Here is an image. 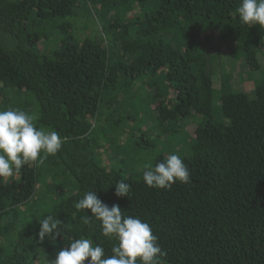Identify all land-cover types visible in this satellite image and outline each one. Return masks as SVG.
<instances>
[{
	"label": "trees",
	"instance_id": "1",
	"mask_svg": "<svg viewBox=\"0 0 264 264\" xmlns=\"http://www.w3.org/2000/svg\"><path fill=\"white\" fill-rule=\"evenodd\" d=\"M240 3L0 0V110L66 138L42 165L0 179V264H50L81 236L111 255L116 241L74 207L87 191L148 222L165 264H264V28L240 21ZM225 42L251 92L225 65L215 82ZM172 153L190 183L146 186L142 166ZM120 180L128 197L114 195ZM49 214L61 235L40 241Z\"/></svg>",
	"mask_w": 264,
	"mask_h": 264
},
{
	"label": "clouds",
	"instance_id": "2",
	"mask_svg": "<svg viewBox=\"0 0 264 264\" xmlns=\"http://www.w3.org/2000/svg\"><path fill=\"white\" fill-rule=\"evenodd\" d=\"M245 25L264 28V0H241L237 7ZM38 117L19 108L0 110V179L18 174L29 164L42 165L50 155L57 154L66 138L52 129L38 127ZM143 181L154 189H170L174 183H190L191 173L180 155L172 153L165 160L145 163ZM131 185L124 180L115 183L114 195L128 197ZM76 210H87L84 223L99 221L101 235L115 240L111 255L104 247L86 236L73 239L56 252L50 264H165L167 253L158 243V235L146 221L125 215L118 204L109 206L98 198L97 191H87L74 203ZM62 222L49 214L39 221L37 236L55 240L61 234Z\"/></svg>",
	"mask_w": 264,
	"mask_h": 264
},
{
	"label": "rangeland",
	"instance_id": "3",
	"mask_svg": "<svg viewBox=\"0 0 264 264\" xmlns=\"http://www.w3.org/2000/svg\"><path fill=\"white\" fill-rule=\"evenodd\" d=\"M216 46L218 47L216 49V53L218 54V56L214 60H212L210 64V70L212 71V73H214L213 75L215 77L213 76V78L215 79V82H217V80L221 75L218 68L221 65H225L227 71L228 72L231 71V73L233 74L235 87H237V89L241 92H251L250 88L243 85L242 82L240 81L238 82V80L240 79L239 74H241L244 77V79L247 78L246 74L249 71V68L246 65V63L242 59H239L237 62H235V66L233 67L232 61L234 60V56H233L232 45L225 42L222 44H216ZM262 65L264 67V61ZM215 85L218 86V84Z\"/></svg>",
	"mask_w": 264,
	"mask_h": 264
}]
</instances>
